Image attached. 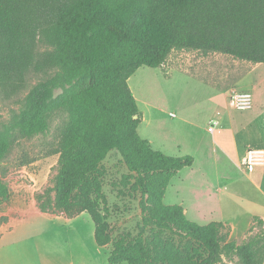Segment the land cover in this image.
I'll return each mask as SVG.
<instances>
[{
	"label": "trees",
	"instance_id": "trees-1",
	"mask_svg": "<svg viewBox=\"0 0 264 264\" xmlns=\"http://www.w3.org/2000/svg\"><path fill=\"white\" fill-rule=\"evenodd\" d=\"M38 40L50 51L37 54ZM173 50L264 63V0H0V92L18 94L31 69L57 70L30 89L28 108L0 130V160L16 136L44 133L51 114L65 110L52 152L58 155L53 195H35L41 212H86L96 245L111 244L108 264H222L224 257L263 264L261 218L250 227L257 222L258 230L236 243L227 223L199 224L182 205L164 202L170 180L190 161L140 136L142 114L127 80L141 66H162ZM55 87L62 91L53 96ZM111 151L127 170L120 184L138 197L135 233H111L103 192V162ZM9 196L0 178V204Z\"/></svg>",
	"mask_w": 264,
	"mask_h": 264
},
{
	"label": "rangeland",
	"instance_id": "rangeland-1",
	"mask_svg": "<svg viewBox=\"0 0 264 264\" xmlns=\"http://www.w3.org/2000/svg\"><path fill=\"white\" fill-rule=\"evenodd\" d=\"M50 49L43 41L36 42L37 54ZM249 64L254 63L218 52L203 54L195 50H173L162 66H141L127 80L142 114L138 127L140 136L147 139L155 149L168 155H187L194 159L191 166L183 168L170 180L164 196L166 204L179 203L192 212L196 203L202 204L206 192L212 191L221 181L220 176L239 175L240 172L235 166L238 163L237 158L231 154L228 158L222 153L218 147L219 135H212L206 130V123L217 117L219 106L225 105V101L220 105L215 102L207 106L205 115L210 118L206 121L204 116L199 117L200 105L196 103L206 98L211 89L198 84L190 76L223 89L237 81ZM56 73L55 68L42 72L31 69L27 73L25 87L18 94L6 97L0 92V130L14 116L28 108L26 96L30 89L40 81L54 78ZM262 78L264 79V74ZM238 88L241 89V86ZM61 91L62 87H55L53 96ZM251 94L258 105L262 104L264 85ZM226 103L229 104L228 100ZM67 119L65 110L54 111L44 133L32 137L16 136L9 152L0 160V178L7 183L10 190L9 198L0 204V225L9 216L18 219L14 229L17 233H9L5 236L6 240L9 243L34 244L32 247L24 245V251L33 253V257L41 263L51 261L62 264H108L107 256L111 244L102 247L96 245L94 224L86 212H82L71 224H64L59 219L54 220L35 212L37 193L49 190L53 195L50 189L57 171L58 155L52 152L56 148L59 130ZM103 165L106 170L103 192L109 208L107 219L112 236L122 231L135 233L141 219L138 197L130 195L120 184L122 175L127 173L126 167L116 151L107 155ZM244 205L245 201H236V210H239L237 224L228 236L229 240L236 243H241L258 230L257 222H254L251 232L250 228L247 230V213L242 209ZM189 218L196 222L204 221L201 216L189 214ZM14 247L10 244L7 250ZM223 260L222 264L233 263L225 257Z\"/></svg>",
	"mask_w": 264,
	"mask_h": 264
},
{
	"label": "crops",
	"instance_id": "crops-1",
	"mask_svg": "<svg viewBox=\"0 0 264 264\" xmlns=\"http://www.w3.org/2000/svg\"><path fill=\"white\" fill-rule=\"evenodd\" d=\"M261 67H264V63L247 65L244 74L231 86L223 89L188 75L196 80L198 84L201 83L208 89H211L210 93L206 94V98L201 99L202 102L198 101L201 103H196L200 105V111H198L199 117L204 116V120L206 121L210 118V116L205 115L207 106L210 105V103L215 104V102L220 105L223 100L225 101V105L219 106L217 117L211 119L221 120L223 126L212 133V135H219L220 141L218 147L222 153L228 158L230 154L237 158L238 163L235 164V166L240 172L238 173L239 175L236 176H232L231 174V176L228 174L220 176L219 180L221 181L212 188V191L206 192L205 199H202V204L196 203L192 212L187 207L180 204L183 207L186 217L191 221H193V218H189V214L197 217L201 216L204 221H198L197 223L199 224L221 221L230 226L232 233V229H234L237 224L236 216L239 211L236 210V201H245V205L242 209L247 213V217H245V221H247L246 224H248L247 230L252 226L255 216L264 220V164L255 167L252 171H246L241 166V160L247 149H264V100L262 104L258 105L253 96L252 107L243 112L230 108L229 104L226 103L228 94L232 89L249 91L252 93V91H257L264 85V79L262 78L264 68ZM239 86H241V89L238 88ZM190 125L193 126L192 124ZM212 150L214 152L215 148L213 147ZM183 158L186 161L189 160L190 166L192 165L194 161L192 157L186 155V157ZM223 183H225V185H222ZM20 211L24 213L23 209H20ZM35 212L40 215L44 214L48 218L51 217L54 220L59 219L64 224L73 223V220L79 218L82 214L80 213L74 217H67L64 216L63 213L52 214L41 212L38 207H35ZM18 222V219L9 216L7 221L0 225V264H62L58 262L52 263L51 261L41 263L40 260L33 257V253L29 251L25 252L24 245H30L29 247H32V245H34L32 243H9L5 236L9 233H17L14 229ZM10 244L15 247L14 249L7 250V246Z\"/></svg>",
	"mask_w": 264,
	"mask_h": 264
},
{
	"label": "built area",
	"instance_id": "built-area-1",
	"mask_svg": "<svg viewBox=\"0 0 264 264\" xmlns=\"http://www.w3.org/2000/svg\"><path fill=\"white\" fill-rule=\"evenodd\" d=\"M228 102L237 110H248L252 107L253 97L249 91H240L236 89L230 90L228 94ZM223 126V122L219 119L209 120L206 123V130L211 134ZM264 164V149L249 148L246 150L241 166L246 171H252L255 167Z\"/></svg>",
	"mask_w": 264,
	"mask_h": 264
}]
</instances>
